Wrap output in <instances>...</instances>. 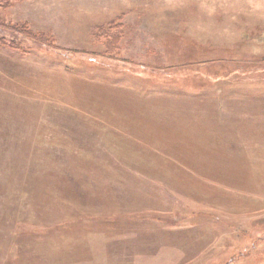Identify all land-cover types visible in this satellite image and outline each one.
<instances>
[{
  "label": "rangeland",
  "instance_id": "1",
  "mask_svg": "<svg viewBox=\"0 0 264 264\" xmlns=\"http://www.w3.org/2000/svg\"><path fill=\"white\" fill-rule=\"evenodd\" d=\"M0 264H264V0H0Z\"/></svg>",
  "mask_w": 264,
  "mask_h": 264
},
{
  "label": "crops",
  "instance_id": "2",
  "mask_svg": "<svg viewBox=\"0 0 264 264\" xmlns=\"http://www.w3.org/2000/svg\"><path fill=\"white\" fill-rule=\"evenodd\" d=\"M128 80H131V79H128ZM153 86H155V87H153L152 89H149V88H147L148 89V91L150 90V92H154V93H158V91H160L162 94L166 91V89L165 88H163L162 86H161V88L159 87V86H156V85H153ZM163 88V89H162ZM187 92V91H186ZM184 93V92H183ZM239 98V97H238ZM241 99H243L242 97H240ZM225 103V102H224Z\"/></svg>",
  "mask_w": 264,
  "mask_h": 264
}]
</instances>
